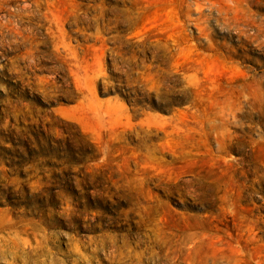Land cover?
<instances>
[{
  "label": "rangeland",
  "instance_id": "obj_1",
  "mask_svg": "<svg viewBox=\"0 0 264 264\" xmlns=\"http://www.w3.org/2000/svg\"><path fill=\"white\" fill-rule=\"evenodd\" d=\"M169 234L264 264V0H0V264Z\"/></svg>",
  "mask_w": 264,
  "mask_h": 264
},
{
  "label": "bare ground",
  "instance_id": "obj_2",
  "mask_svg": "<svg viewBox=\"0 0 264 264\" xmlns=\"http://www.w3.org/2000/svg\"><path fill=\"white\" fill-rule=\"evenodd\" d=\"M182 242L177 234H169L163 236V239L153 238L144 250L138 251L127 241L120 244L118 240H114L106 246L108 264H184L181 260ZM10 246L9 239H0V257L7 254H12L13 258L20 256L17 251L10 250ZM94 260L95 258H87L89 262ZM52 264L56 263L53 261Z\"/></svg>",
  "mask_w": 264,
  "mask_h": 264
}]
</instances>
